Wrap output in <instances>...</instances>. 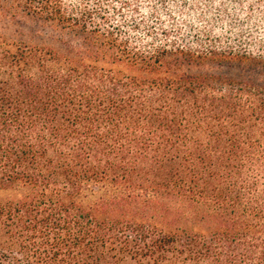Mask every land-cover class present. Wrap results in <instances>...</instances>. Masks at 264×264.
Listing matches in <instances>:
<instances>
[{"label": "trees", "instance_id": "1", "mask_svg": "<svg viewBox=\"0 0 264 264\" xmlns=\"http://www.w3.org/2000/svg\"><path fill=\"white\" fill-rule=\"evenodd\" d=\"M131 4L0 0V264H264V54Z\"/></svg>", "mask_w": 264, "mask_h": 264}, {"label": "rangeland", "instance_id": "2", "mask_svg": "<svg viewBox=\"0 0 264 264\" xmlns=\"http://www.w3.org/2000/svg\"><path fill=\"white\" fill-rule=\"evenodd\" d=\"M131 1L141 12L128 10L127 15H137L135 17L152 25L153 21L160 20L170 30H181L190 41L196 39V32L211 26L215 29L213 41L221 40L216 44L231 42L242 49L264 54V0H212V3L210 0H167L164 6L157 0ZM190 26L195 30H189Z\"/></svg>", "mask_w": 264, "mask_h": 264}]
</instances>
